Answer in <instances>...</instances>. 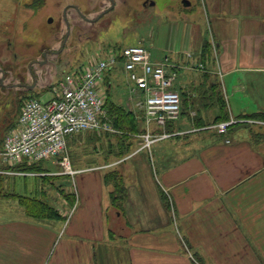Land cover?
I'll list each match as a JSON object with an SVG mask.
<instances>
[{"label": "crops", "instance_id": "1", "mask_svg": "<svg viewBox=\"0 0 264 264\" xmlns=\"http://www.w3.org/2000/svg\"><path fill=\"white\" fill-rule=\"evenodd\" d=\"M184 1L189 9L192 1ZM202 1L199 14L169 10L170 20L159 34L165 43L150 52L154 61L167 58L177 68L174 87L181 94L182 114L165 128L176 134L142 148L141 133L135 147L136 138L121 141L133 150L116 154L115 160L84 167L71 162L78 193L63 184L46 188L29 182V176H71L57 174L60 157L37 161L45 168L41 171H17L0 156V179L21 183L0 202V264H97V258L100 264H264V128L254 130L252 124L264 125L233 129L235 125L225 133L204 128L264 112V0ZM206 42L210 51L204 54ZM118 47L111 51L123 48ZM77 70L65 72L58 86ZM117 70L128 84L117 91L118 97L140 115L136 102L143 93L121 61L100 84L106 99H112ZM213 82H219L228 119H222ZM20 113L9 130L18 125ZM194 128L211 134L193 135ZM80 146L89 143L78 140L71 149ZM111 172L123 178L127 190L120 208L113 204L114 186L106 180ZM38 202L56 209L58 216L28 214L32 204L42 208Z\"/></svg>", "mask_w": 264, "mask_h": 264}, {"label": "rangeland", "instance_id": "2", "mask_svg": "<svg viewBox=\"0 0 264 264\" xmlns=\"http://www.w3.org/2000/svg\"><path fill=\"white\" fill-rule=\"evenodd\" d=\"M39 1L40 4H35L38 0H0V79L4 78L3 73L6 71V82L17 84L24 81L34 85L33 93H21L19 88L12 89L13 92L0 89V147L26 98L41 96V99L46 100L52 94L55 95V89L58 88L65 72L74 68L80 69L89 62L105 58L111 51V46L125 47L140 42L155 54L157 47L165 43L159 34L164 29V23L170 20L169 10L181 12L187 9L185 12L193 11L199 14L204 5L202 0H191L192 5L188 9L183 7L182 0H151L155 2L154 6L149 3L145 5L146 0H115L116 7L102 16L101 13L111 5L110 0ZM198 1L201 6L199 10ZM71 3L77 5L92 20L98 15L101 17L93 23L88 22L72 7L69 8ZM172 32L171 28L170 36L166 38L169 43L172 42ZM64 41L66 44L62 47ZM48 49L58 51L59 54H49ZM45 50L46 57L43 55ZM30 68L33 74L29 73ZM112 78L118 81L110 90L113 103L130 109L126 99L117 95V91L123 92L127 88L126 75L117 70L112 73ZM51 91L53 92L50 93ZM139 117L142 119L141 114ZM252 128L258 130L264 127L252 124ZM111 133L86 131L75 134L67 149L73 166L101 164L108 158L115 160L116 154L132 152L133 147L127 151L120 145L122 137L115 135V132ZM206 133L211 134L209 130H192L191 134ZM137 137L138 135L130 137L136 138L134 147L138 143ZM78 140H85L89 146L71 149V145L76 144ZM111 141H115L120 148H116V144L111 147ZM76 177L77 174L27 178L29 182L37 181L46 188L51 185L58 188L63 184L66 190L78 193ZM14 186H21L19 180L0 179V202H4L5 196H9ZM32 194L28 193L30 196ZM43 198L49 201L48 197ZM38 212L39 207L34 205L27 209V213L31 215ZM100 261V258L96 259L97 264H100Z\"/></svg>", "mask_w": 264, "mask_h": 264}, {"label": "built area", "instance_id": "3", "mask_svg": "<svg viewBox=\"0 0 264 264\" xmlns=\"http://www.w3.org/2000/svg\"><path fill=\"white\" fill-rule=\"evenodd\" d=\"M121 61L128 79L143 95L136 102L145 131L142 148L176 133L165 130L167 124L181 117V94L174 87L177 68L169 59L154 61L142 43L110 51L105 58L92 61L66 74L55 95L48 100L26 98L18 125L7 132L0 152L2 161L15 165L56 159L62 166L57 174H75L67 154L69 137L86 131L117 132L108 121L106 96L100 87L107 71ZM248 122L264 125L262 120L235 119L219 121L204 128L225 133L231 127ZM162 129L155 132V129ZM200 128H194L197 131ZM0 172H3L0 170ZM23 173V172H22Z\"/></svg>", "mask_w": 264, "mask_h": 264}, {"label": "trees", "instance_id": "4", "mask_svg": "<svg viewBox=\"0 0 264 264\" xmlns=\"http://www.w3.org/2000/svg\"><path fill=\"white\" fill-rule=\"evenodd\" d=\"M41 1L38 0L35 4H40ZM119 48V47H118ZM210 44L209 42H206L204 45L203 53L207 54L210 50ZM210 88L215 93V97L218 98V101L220 102L222 109H224V118L222 119H228L230 116L227 114L225 109V100L222 95V91L219 88V82H213L210 85ZM114 101L108 96L105 103V108L108 111V121L111 123L112 127H114L117 132H115L116 135L124 138H130L132 136H137L141 133H143L145 130L142 125V119L139 117L138 113H134L131 109L118 105L116 103H113ZM253 119L262 120L264 121V112H258L252 115ZM222 119H216V120H222ZM203 122L197 123L198 125L202 124ZM172 129V126L170 127ZM7 168H15L17 171H41L45 169L39 162H27L26 161H20L19 163L11 166L7 165ZM1 177V176H0ZM107 182H111L114 186V190L112 192V202L114 205H116L118 208L121 207V203L124 201V199L127 196V190L126 187L123 184V178L119 176L116 172H111L106 175ZM164 199L166 200L167 204V197L163 195ZM30 202H35V200H32ZM39 212L35 213L37 216H43V217H56L58 216V212L56 209H53L51 206L46 205L45 203L38 202ZM36 205V204H32ZM195 260V259H194ZM193 264H196L195 261Z\"/></svg>", "mask_w": 264, "mask_h": 264}, {"label": "flooded vegetation", "instance_id": "5", "mask_svg": "<svg viewBox=\"0 0 264 264\" xmlns=\"http://www.w3.org/2000/svg\"><path fill=\"white\" fill-rule=\"evenodd\" d=\"M111 1V5L107 8V9H105L102 13L103 14H106V13H108V12H110V11H112L113 9H114V7H116V2H115V0H110ZM182 2L184 3L185 1L184 0H182ZM154 4L155 5V2H153V1H151V0H149V1H145V5L146 4ZM70 7H72L83 19H85L86 21H88V22H91V23H93V21H94V19L92 20V18H89V17H87L83 12H82V10L77 6V5H75L74 3H71L70 5H69V8ZM109 9V10H108ZM101 13V14H102ZM103 14H102V16H103ZM99 16V15H98ZM101 17V16H100ZM96 19V18H95ZM67 39V37L65 38V40ZM65 44H66V41H64L63 42V45H62V47H64L65 46ZM47 50H45V52H43V55L46 57L47 56V52H46ZM48 51H49V54H59V52L58 51H51L50 49H48ZM60 51V50H59ZM57 52V53H56ZM31 69V72H29L30 74H33V72H32V68H30ZM4 78L3 79H0V89H4L5 91H8V92H10V91H12V89H14V88H19L20 89V92L22 93V92H24V91H28V92H30L31 90H32V88H33V84H29V83H25L24 81H19V83H12V82H6V71H4ZM13 92V91H12ZM20 92H17V93H20Z\"/></svg>", "mask_w": 264, "mask_h": 264}, {"label": "water", "instance_id": "6", "mask_svg": "<svg viewBox=\"0 0 264 264\" xmlns=\"http://www.w3.org/2000/svg\"><path fill=\"white\" fill-rule=\"evenodd\" d=\"M185 4H187V3L185 2ZM108 10H109V9H108ZM97 19H98V18H96V19H94V20H97ZM51 20H52V19H51ZM250 126H251L250 123L245 122V123H240L239 125L233 127V129L248 128V127H250Z\"/></svg>", "mask_w": 264, "mask_h": 264}]
</instances>
